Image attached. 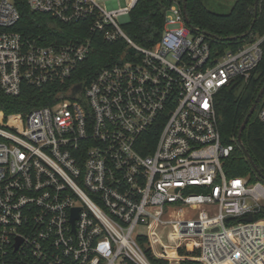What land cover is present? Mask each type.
Segmentation results:
<instances>
[{
    "label": "built area",
    "instance_id": "2783aa9c",
    "mask_svg": "<svg viewBox=\"0 0 264 264\" xmlns=\"http://www.w3.org/2000/svg\"><path fill=\"white\" fill-rule=\"evenodd\" d=\"M136 2L26 0L88 31L48 40L15 30L19 12L0 0L7 95L23 84H66L97 37L122 38L140 54L102 67L87 85L70 83L51 104L0 120V264H150L140 238L156 255L172 248L200 264H264V217L254 219L264 182L226 174L234 144L222 142L214 108L219 89L250 77L264 36L214 55L173 2L159 40L141 47L122 29ZM258 118L264 128V107Z\"/></svg>",
    "mask_w": 264,
    "mask_h": 264
},
{
    "label": "trees",
    "instance_id": "16d2710c",
    "mask_svg": "<svg viewBox=\"0 0 264 264\" xmlns=\"http://www.w3.org/2000/svg\"><path fill=\"white\" fill-rule=\"evenodd\" d=\"M12 1L19 12L15 30L34 36L40 34L48 40H68L77 35H88L87 29L79 23H62L49 15L35 12L29 8L26 0ZM173 2L182 7L183 0H137L129 12L128 19L122 23V29L135 44L145 48L153 47L163 31L165 9ZM254 9L255 0H235L228 13L220 14L207 9L204 0H186L183 11L190 27L210 34L208 40L211 52L219 55L227 50L235 51L242 45L264 36V0H258L256 15ZM261 48L262 57L250 77L243 83L237 79L219 89L214 95V108L222 142L234 144L232 152L224 161L226 174L248 176L252 181L261 179L264 182L261 177L264 176V128L258 118L259 110L264 107V92L241 133V145L250 155L255 168L237 142L239 127L264 83V38ZM130 56L138 58L140 54L122 38L107 42L97 37L88 56L77 66L66 84L55 83L43 89L23 84L17 96L5 94L0 87V120L5 121L13 114L23 116L35 107L51 104L56 98V92L65 90L70 83L87 85L102 67ZM262 217L264 205L254 214V219ZM139 242L144 245L146 238H140ZM143 248L151 264H171L167 260L153 257L148 245ZM178 254L195 257L198 250L179 248ZM126 264L133 263L129 261ZM179 264L200 263L183 259Z\"/></svg>",
    "mask_w": 264,
    "mask_h": 264
},
{
    "label": "rangeland",
    "instance_id": "374dc122",
    "mask_svg": "<svg viewBox=\"0 0 264 264\" xmlns=\"http://www.w3.org/2000/svg\"><path fill=\"white\" fill-rule=\"evenodd\" d=\"M101 6L105 7L106 6V2L109 0H96ZM235 0H204V5L206 6L207 9H209L210 11H213L215 13H220V14H225L228 13L233 5ZM175 3V2H174ZM144 228H137L136 232H144ZM149 241L147 240L146 243H144V245L140 244V247L142 249V251L144 252V248L143 246L149 245L151 246L149 243ZM162 242L163 243H171L170 239H166V238H162ZM140 243V242H139ZM151 250V254L153 257L155 258H160V259H164L167 260L168 262H170L171 264L173 262H177V264H179L180 260L183 259H191V260H195L194 258H189V257H184V258H179L176 254H174V250L171 248H167L165 249L166 254L164 255H156L153 252V246L150 247ZM156 250L159 252L160 251V247L157 245L156 246ZM145 255V253H144ZM145 257L147 258V260L149 261V263L151 264L150 260L148 259V257L145 255ZM197 261V260H196ZM113 264H120L119 261H115Z\"/></svg>",
    "mask_w": 264,
    "mask_h": 264
},
{
    "label": "water",
    "instance_id": "95a60500",
    "mask_svg": "<svg viewBox=\"0 0 264 264\" xmlns=\"http://www.w3.org/2000/svg\"><path fill=\"white\" fill-rule=\"evenodd\" d=\"M185 2L186 0H183V3H182V8L184 9L185 8ZM257 2L258 0H255V9H254V15H256V5H257ZM184 19H185V22L188 24V18L184 12ZM207 36H210V34H208L207 32H204ZM264 92V83L262 85V87L260 88L256 98H255V102L252 104V106L250 107L247 115L245 116L243 122L241 123L240 127H239V130H238V134H237V142L238 144L241 145V133L248 121V118L250 117V115L253 113L255 107H256V103L258 102L259 98L261 97L262 93ZM242 146V145H241ZM242 149H243V152L245 153L246 155V158L247 160L250 162V164L254 167V163L250 157V155L248 154V152L246 151V149L242 146ZM255 168V167H254ZM261 177L264 179V176L261 175ZM252 219V216L251 215H248L244 218L245 221H250ZM172 264H177V262H173Z\"/></svg>",
    "mask_w": 264,
    "mask_h": 264
},
{
    "label": "bare ground",
    "instance_id": "6f19581e",
    "mask_svg": "<svg viewBox=\"0 0 264 264\" xmlns=\"http://www.w3.org/2000/svg\"><path fill=\"white\" fill-rule=\"evenodd\" d=\"M223 264H226V263H223Z\"/></svg>",
    "mask_w": 264,
    "mask_h": 264
}]
</instances>
